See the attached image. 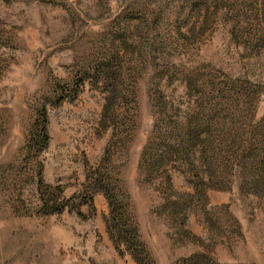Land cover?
Listing matches in <instances>:
<instances>
[{
  "label": "rangeland",
  "instance_id": "1",
  "mask_svg": "<svg viewBox=\"0 0 264 264\" xmlns=\"http://www.w3.org/2000/svg\"><path fill=\"white\" fill-rule=\"evenodd\" d=\"M103 70L123 74L114 115ZM234 80L264 91V0H0V264H137L107 232L104 192L85 216L39 210L40 174L76 198L98 168L150 264H264V200L237 186L195 195L186 232L185 206H170L144 157L213 83ZM45 110L51 141L34 149ZM172 166L176 195L189 197L196 176Z\"/></svg>",
  "mask_w": 264,
  "mask_h": 264
},
{
  "label": "trees",
  "instance_id": "2",
  "mask_svg": "<svg viewBox=\"0 0 264 264\" xmlns=\"http://www.w3.org/2000/svg\"><path fill=\"white\" fill-rule=\"evenodd\" d=\"M106 69V68H105ZM113 71V70H112ZM111 70H103L102 79L111 85L108 101L104 106L106 114L114 115L118 78ZM86 78H82L85 83ZM234 81L213 83L202 103L195 107L190 117L178 132L158 133V144L153 146L151 138L146 148L145 163L148 168L161 173V185L167 194V202L172 207L185 206L182 223L185 231H190L188 221L191 204L195 195L207 197L210 190H229L237 186L241 192L248 191L264 200V113H260L264 91L243 90ZM80 87V85H79ZM49 116L43 111L38 119L30 141L33 148L46 149L51 141L48 132ZM177 165L182 173L189 171L196 176L192 183L194 193L189 197H178L174 191L172 176L168 167ZM86 191L82 195L67 197L60 186L44 180L40 174L37 182L39 210L45 215L75 211L85 216L82 207L95 208L94 195L105 193L109 202L107 232L115 249L132 255L137 264H150L151 255L142 240L137 222L129 205L119 197L105 170L98 168L87 178ZM170 191V192H169ZM181 205V206H180ZM198 254H192L184 264H198Z\"/></svg>",
  "mask_w": 264,
  "mask_h": 264
}]
</instances>
